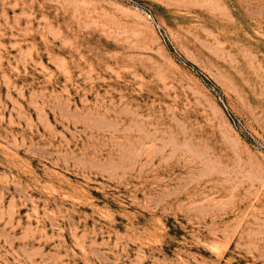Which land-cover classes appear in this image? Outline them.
I'll return each instance as SVG.
<instances>
[{
  "label": "rangeland",
  "instance_id": "obj_1",
  "mask_svg": "<svg viewBox=\"0 0 264 264\" xmlns=\"http://www.w3.org/2000/svg\"><path fill=\"white\" fill-rule=\"evenodd\" d=\"M0 264H264V0H0Z\"/></svg>",
  "mask_w": 264,
  "mask_h": 264
}]
</instances>
